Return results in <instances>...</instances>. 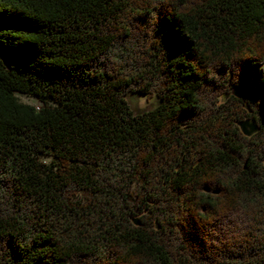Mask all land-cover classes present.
I'll list each match as a JSON object with an SVG mask.
<instances>
[{
    "label": "trees",
    "instance_id": "1",
    "mask_svg": "<svg viewBox=\"0 0 264 264\" xmlns=\"http://www.w3.org/2000/svg\"><path fill=\"white\" fill-rule=\"evenodd\" d=\"M262 117L264 0H0V264H264Z\"/></svg>",
    "mask_w": 264,
    "mask_h": 264
},
{
    "label": "rangeland",
    "instance_id": "2",
    "mask_svg": "<svg viewBox=\"0 0 264 264\" xmlns=\"http://www.w3.org/2000/svg\"><path fill=\"white\" fill-rule=\"evenodd\" d=\"M16 97H17L19 102L31 105L35 108H40L42 106L48 105V104L41 103L36 98L31 97V96L16 94ZM125 100H126L128 106L130 107L131 111L135 114L150 110L156 104V97L155 96L145 97L143 95L136 94V93H128L125 96ZM42 160L46 163H49V161H50V159H48V158H44ZM74 200H80V197L76 196V197H74Z\"/></svg>",
    "mask_w": 264,
    "mask_h": 264
},
{
    "label": "water",
    "instance_id": "3",
    "mask_svg": "<svg viewBox=\"0 0 264 264\" xmlns=\"http://www.w3.org/2000/svg\"><path fill=\"white\" fill-rule=\"evenodd\" d=\"M230 94L237 99H242V100L246 101L244 107L247 110V112L250 111L248 103L252 101V95L250 94V92L246 88L234 86L231 89ZM224 97L226 98L227 96L225 95ZM158 103H159V101L156 98L155 106ZM261 123L264 127V117L261 118ZM236 126L239 128L240 132L245 137H251L252 135L256 134L259 130V127H258L255 119L252 117L236 121ZM263 162H264V160H263ZM132 221L135 225H138L137 219L134 218Z\"/></svg>",
    "mask_w": 264,
    "mask_h": 264
},
{
    "label": "flooded vegetation",
    "instance_id": "4",
    "mask_svg": "<svg viewBox=\"0 0 264 264\" xmlns=\"http://www.w3.org/2000/svg\"><path fill=\"white\" fill-rule=\"evenodd\" d=\"M143 96L147 97L146 95H143Z\"/></svg>",
    "mask_w": 264,
    "mask_h": 264
}]
</instances>
